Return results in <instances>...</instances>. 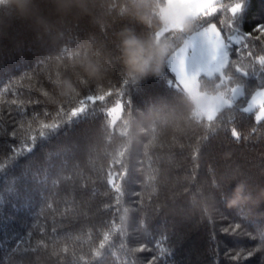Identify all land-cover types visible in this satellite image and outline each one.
<instances>
[{
    "label": "trees",
    "instance_id": "1",
    "mask_svg": "<svg viewBox=\"0 0 264 264\" xmlns=\"http://www.w3.org/2000/svg\"><path fill=\"white\" fill-rule=\"evenodd\" d=\"M98 2L103 7L93 16L96 0H88L86 11L73 9L67 14L58 12L52 0L43 4L23 0L20 6L0 0V37L18 35L28 40L23 55L8 46L0 57V165L4 166L0 171V264H149L153 257H159L155 264H264V255L249 258L246 251L264 239V122L257 124L254 114L237 117L226 131L205 140L203 128L181 133L172 124L153 125L135 112L134 138L124 169L113 163V156L123 150L126 138L120 132L127 113L121 114L113 129L98 109L87 124L39 141L30 153L9 164L13 147L38 135L40 123L53 122L66 99L61 95L63 86L55 83L58 72L74 82L93 81L78 87L80 98L103 94L122 83L116 43L126 22L110 21L111 12L118 13L126 0ZM111 4L118 8L109 9ZM41 12L51 24V34L44 29ZM262 24L264 0H243L242 11L234 17L235 27L250 33ZM146 28L137 25L135 32ZM253 43L256 55H264V44ZM63 49L69 54L59 61ZM246 54L244 50L245 63ZM230 57L242 59L235 49ZM87 62L100 65L103 75L106 69L108 73L101 79L90 77L83 67ZM164 75L129 85L127 95L135 109L144 111L171 99L167 79L174 77L167 68ZM249 83L254 87L257 80ZM13 99L17 105L11 104ZM107 99L108 107L114 106L115 94ZM139 126L148 131L141 132ZM152 127L159 133L157 145L146 150ZM232 127L240 132L238 141L231 137ZM85 128L90 133L88 141L82 139ZM69 145L77 146L69 152ZM109 171L126 172L123 178L116 177L121 183L119 194L107 183ZM226 174L233 177L231 182L214 188L213 183H223ZM237 180V184L243 182V194H251V205L238 208L224 200ZM237 223L241 224L239 235L223 233ZM105 234L109 240L100 249ZM161 248L171 254L161 256ZM96 250L101 255L93 259ZM237 253L243 256L234 259Z\"/></svg>",
    "mask_w": 264,
    "mask_h": 264
},
{
    "label": "snow or ice",
    "instance_id": "2",
    "mask_svg": "<svg viewBox=\"0 0 264 264\" xmlns=\"http://www.w3.org/2000/svg\"><path fill=\"white\" fill-rule=\"evenodd\" d=\"M44 0H41V4ZM169 10L179 11L186 14L193 20V27L190 32L180 33L178 35L171 34L167 31L163 33H155L157 39H168L172 42V50L167 59L165 68L173 75L174 79H167V84L173 90L170 100H162L157 104L149 106L146 110L141 111L135 109L127 95L129 85L135 86L142 81H146L148 77L135 79L129 78L123 68V80L119 86L110 88L104 91L103 94H86L81 97V92L78 87L87 85L93 81L82 78L77 81L64 79L60 72L57 73L55 83L62 85L65 89L61 95L66 99L61 101L56 116L51 123H40L38 135H31L21 147H13L14 155L9 157L11 164L17 157L30 153L37 143L41 140L48 139L65 131L69 127H76L80 124H87L90 120L96 118L97 111L108 119L110 126L115 129L117 121L121 120L123 113H127V118L124 119L120 132L122 137H125L122 144L123 150L117 152L113 156V163L121 165L127 169L126 161L129 158V152L132 146L134 134L133 125L136 123L132 119V114L140 112V115L148 119L153 125H158V121H163L164 124H172L177 132H185L187 129L194 127L203 128L207 140L210 136L217 134L222 130H227L228 126L233 121L244 114H254V120L257 124L264 122V55L257 56L253 50L254 41H260L264 44V24L258 25L250 33L240 32L234 25V17L243 9V0H165ZM56 6V5H55ZM57 7V6H56ZM103 7L98 0L93 7V16L98 14V10ZM118 5L111 4L109 9H117ZM127 0L122 8L117 12H111L110 22L125 21L123 30L132 29L135 31L139 23L133 16L126 11ZM41 21L44 24L46 32L51 34V24L43 12L40 13ZM216 21H219V26ZM227 28V35H225ZM121 30L119 33H121ZM149 32L146 28L143 32L137 33L145 35ZM64 33H61L63 36ZM7 42V43H5ZM28 40L18 35H10L9 37H0V57L3 56L5 49L10 46L12 52L17 55H23L26 51ZM116 48L119 51V43H116ZM235 49L241 60H234L230 57V52ZM244 50H247V62H243ZM67 49H63L61 55L57 58L63 61ZM116 59L121 62L120 56ZM122 63V62H121ZM59 65V64H58ZM123 65V64H122ZM108 73L99 79L103 78ZM164 72L158 77H164ZM97 79L96 81H98ZM256 79L257 83L253 87L249 81ZM211 87L212 93L202 91ZM115 94L116 100L112 107H108V97ZM48 95L47 92L44 93ZM187 98H192L198 102V107L191 115H189V107ZM75 102V103H74ZM99 102V103H98ZM12 105H17V100H11ZM23 112V109L20 110ZM209 112L211 118L209 119ZM35 121V117L32 118ZM141 132H147L148 129L139 126ZM110 136L112 133H108ZM152 140L145 145L147 150L149 147H155L159 133L156 127L151 129ZM17 132L13 130L11 137L15 138ZM231 137L235 140L240 139V132L236 127L231 128ZM82 139L88 141L90 133L87 128L82 132ZM77 145H69L67 151L71 152ZM111 167V166H110ZM4 170V166L0 165V171ZM123 178L126 175L125 171L119 174L109 171L107 183L116 193H121V183L117 182L116 177ZM231 178V179H229ZM153 176H149L151 182ZM232 176L225 175L223 183H213V187L222 189L224 184L231 182ZM238 180L232 186L231 193L236 187ZM152 191L156 189L153 187ZM230 193V194H231ZM230 194H224V200L227 202ZM249 202L235 203L233 206L243 208L251 205L253 199L251 194L248 195ZM119 203V197H117ZM161 210L160 208L157 211ZM127 215L120 217L123 223ZM237 229H241V224L237 223L234 228H225L224 234L237 233ZM239 235V233H237ZM109 240L108 234L104 235V240L100 243V249L105 247V242ZM145 250V249H141ZM66 251V249H65ZM247 257L251 258L259 253L264 255V239L261 240L258 247L247 249ZM161 256L170 255L166 250L160 249ZM101 255L99 250L93 252L92 258L95 259ZM243 253H237L234 259H240ZM83 259V257H82ZM159 257H153L149 264H155Z\"/></svg>",
    "mask_w": 264,
    "mask_h": 264
},
{
    "label": "clouds",
    "instance_id": "3",
    "mask_svg": "<svg viewBox=\"0 0 264 264\" xmlns=\"http://www.w3.org/2000/svg\"><path fill=\"white\" fill-rule=\"evenodd\" d=\"M11 3L20 6L23 0H10ZM57 6V11L67 14L73 9L86 11L88 0H52ZM126 11L139 23L149 29L145 35H139L132 29H125L118 33L119 53L123 68L129 78L141 79L149 76L159 77L165 69L167 59L172 50V42L168 39H157L155 33L165 31L178 35L192 30L193 20L179 11L169 10L165 0H127ZM84 71L90 77L103 75L100 65L87 62ZM202 91L212 93L208 87ZM187 104L192 114L199 106L192 98H187ZM209 119L211 113L208 114ZM248 203L247 195L243 194V182L237 184L227 203L233 206L235 203ZM255 203V202H253Z\"/></svg>",
    "mask_w": 264,
    "mask_h": 264
}]
</instances>
